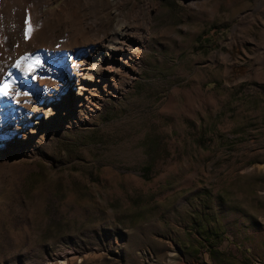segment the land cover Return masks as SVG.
I'll return each instance as SVG.
<instances>
[{"label": "rangeland", "instance_id": "obj_1", "mask_svg": "<svg viewBox=\"0 0 264 264\" xmlns=\"http://www.w3.org/2000/svg\"><path fill=\"white\" fill-rule=\"evenodd\" d=\"M5 85L74 107L0 142V264H264V0H0Z\"/></svg>", "mask_w": 264, "mask_h": 264}, {"label": "bare ground", "instance_id": "obj_2", "mask_svg": "<svg viewBox=\"0 0 264 264\" xmlns=\"http://www.w3.org/2000/svg\"><path fill=\"white\" fill-rule=\"evenodd\" d=\"M128 32L129 30L124 25L118 24L108 42L87 51L83 63L78 66L85 67V69L80 70V75H77V78L79 81H84V79L92 81L93 84L85 82L77 84L79 87L78 95L86 98L88 94L95 91L97 88L95 84L99 81L96 75L99 74L104 65L112 64L110 66L114 68L115 60H121V56L127 54L128 49L124 46L127 45L131 37ZM131 51L133 52V47ZM120 52L124 53L120 55ZM121 61L124 63V60ZM125 62L127 63V60ZM109 72L114 71L110 69ZM64 89H48L38 98L35 97L26 102L25 105L23 104L27 108V114L24 109H19V111L11 107L5 109L1 104L3 96L0 94V142H32L37 133L47 129L51 122L57 118L58 109L63 108L64 105L68 109L74 107L73 101L67 98L68 96L62 95L65 92Z\"/></svg>", "mask_w": 264, "mask_h": 264}, {"label": "snow or ice", "instance_id": "obj_3", "mask_svg": "<svg viewBox=\"0 0 264 264\" xmlns=\"http://www.w3.org/2000/svg\"><path fill=\"white\" fill-rule=\"evenodd\" d=\"M35 64L38 65L39 64V60L37 58V60L35 61ZM17 67H19V62L17 64ZM31 70V67L29 68V71ZM0 94H3V95H8V86L5 85L4 87H0ZM25 95H27V93H25Z\"/></svg>", "mask_w": 264, "mask_h": 264}]
</instances>
